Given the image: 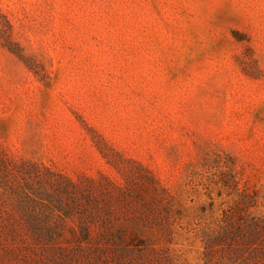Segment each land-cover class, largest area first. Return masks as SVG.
Returning a JSON list of instances; mask_svg holds the SVG:
<instances>
[{"label": "rangeland", "instance_id": "374dc122", "mask_svg": "<svg viewBox=\"0 0 264 264\" xmlns=\"http://www.w3.org/2000/svg\"><path fill=\"white\" fill-rule=\"evenodd\" d=\"M264 0H0V264H264Z\"/></svg>", "mask_w": 264, "mask_h": 264}, {"label": "trees", "instance_id": "16d2710c", "mask_svg": "<svg viewBox=\"0 0 264 264\" xmlns=\"http://www.w3.org/2000/svg\"><path fill=\"white\" fill-rule=\"evenodd\" d=\"M262 219H264V218H262Z\"/></svg>", "mask_w": 264, "mask_h": 264}]
</instances>
